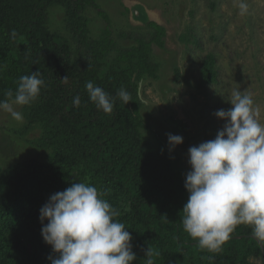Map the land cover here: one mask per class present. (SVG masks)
<instances>
[{
	"label": "trees",
	"instance_id": "trees-1",
	"mask_svg": "<svg viewBox=\"0 0 264 264\" xmlns=\"http://www.w3.org/2000/svg\"><path fill=\"white\" fill-rule=\"evenodd\" d=\"M54 5L65 8L75 48L46 26ZM90 7L100 9L97 0H0V100L6 90H15L20 76L40 71L46 87L22 113L29 126L40 127L35 143L47 151L44 161L31 158L0 169V264H51L49 256L56 254L43 239L47 220L42 224L40 210L51 195L83 181L104 191L121 212L137 257L133 264H146L149 246L159 253L156 264H253L251 258L263 257L264 247L250 227L239 226L219 253L202 251L183 231L186 172L160 140L153 149L144 136L151 125L141 114L139 86L144 76H153L152 47L164 46L165 29L152 21L150 38L123 31L136 45L121 47L103 10L106 27L99 38L90 36L84 16ZM181 40L189 42L190 36ZM215 75L209 55L202 83L214 82ZM88 81L113 97L123 87L132 101L125 105L116 98L113 112L105 114L90 102ZM77 95L79 107L73 103Z\"/></svg>",
	"mask_w": 264,
	"mask_h": 264
},
{
	"label": "rangeland",
	"instance_id": "rangeland-1",
	"mask_svg": "<svg viewBox=\"0 0 264 264\" xmlns=\"http://www.w3.org/2000/svg\"><path fill=\"white\" fill-rule=\"evenodd\" d=\"M237 2L97 0L100 9L90 7L84 12L90 36L97 39L106 27L99 10L105 11L113 38L125 48L136 42L124 39L123 31L150 38L155 35L148 25L152 21L165 29L164 46L154 43L152 47L153 76H144L140 82L141 114L151 125L143 133L153 149L160 140L186 173L191 170L189 148L215 139L223 129L226 121L215 113L233 107L230 98L234 91L247 90L264 121V0H246L249 9L245 15H240ZM46 26L76 47L63 6L49 8ZM184 35L190 36L189 42L181 40ZM209 55L215 60V81L203 84L201 69ZM16 110L22 112V107ZM170 133L181 136L183 143L172 147ZM40 136V127L29 126L24 116L17 122L0 112V169L31 158L44 161L47 151L35 143ZM262 252L263 257L251 258L253 264H264V249Z\"/></svg>",
	"mask_w": 264,
	"mask_h": 264
},
{
	"label": "clouds",
	"instance_id": "clouds-1",
	"mask_svg": "<svg viewBox=\"0 0 264 264\" xmlns=\"http://www.w3.org/2000/svg\"><path fill=\"white\" fill-rule=\"evenodd\" d=\"M240 15L248 12L246 0H238ZM15 39L17 32H11ZM68 77L62 80L67 83ZM46 87L40 71L22 75L13 91H5L0 112L22 122L17 106H31ZM90 102L97 110L111 114L116 98L125 105L132 101L123 87L116 97L88 81L85 85ZM77 107L79 95L73 98ZM227 111L215 116L226 121L215 139L189 148L191 170L185 176L187 202L182 209L183 231L197 242L202 251L219 253L236 229L251 228L257 243L264 247V121L252 95L236 90ZM174 147L183 143L179 135L168 134ZM106 193L91 182H76L57 192L40 210L42 236L56 255L51 264H133L137 259L132 236L119 219L121 212L104 197ZM151 246L145 250L146 264H156Z\"/></svg>",
	"mask_w": 264,
	"mask_h": 264
},
{
	"label": "water",
	"instance_id": "water-1",
	"mask_svg": "<svg viewBox=\"0 0 264 264\" xmlns=\"http://www.w3.org/2000/svg\"><path fill=\"white\" fill-rule=\"evenodd\" d=\"M139 96L141 97V84L139 86ZM264 249V248H263Z\"/></svg>",
	"mask_w": 264,
	"mask_h": 264
}]
</instances>
